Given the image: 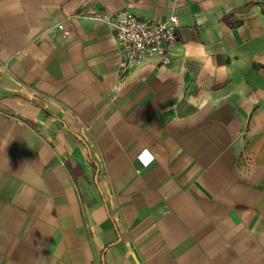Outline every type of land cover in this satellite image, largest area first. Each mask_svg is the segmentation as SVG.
<instances>
[{"label": "crops", "instance_id": "crops-1", "mask_svg": "<svg viewBox=\"0 0 264 264\" xmlns=\"http://www.w3.org/2000/svg\"><path fill=\"white\" fill-rule=\"evenodd\" d=\"M0 264H264V0H0Z\"/></svg>", "mask_w": 264, "mask_h": 264}, {"label": "built area", "instance_id": "built-area-1", "mask_svg": "<svg viewBox=\"0 0 264 264\" xmlns=\"http://www.w3.org/2000/svg\"><path fill=\"white\" fill-rule=\"evenodd\" d=\"M89 16L107 24L114 32L123 58L122 77L150 60L157 59L162 66L171 63L169 49L178 43L179 21L176 16L168 20H146L129 11L117 15L99 12ZM54 28L61 30L63 37L68 38L69 31L63 23Z\"/></svg>", "mask_w": 264, "mask_h": 264}, {"label": "snow or ice", "instance_id": "snow-or-ice-1", "mask_svg": "<svg viewBox=\"0 0 264 264\" xmlns=\"http://www.w3.org/2000/svg\"><path fill=\"white\" fill-rule=\"evenodd\" d=\"M145 156H148V158L151 159V157L148 153H145Z\"/></svg>", "mask_w": 264, "mask_h": 264}]
</instances>
